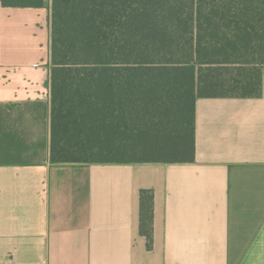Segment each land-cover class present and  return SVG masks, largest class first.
<instances>
[{
  "label": "crops",
  "instance_id": "obj_1",
  "mask_svg": "<svg viewBox=\"0 0 264 264\" xmlns=\"http://www.w3.org/2000/svg\"><path fill=\"white\" fill-rule=\"evenodd\" d=\"M261 72L259 96L196 98L193 161L51 162V0L0 1V264H264Z\"/></svg>",
  "mask_w": 264,
  "mask_h": 264
},
{
  "label": "trees",
  "instance_id": "obj_2",
  "mask_svg": "<svg viewBox=\"0 0 264 264\" xmlns=\"http://www.w3.org/2000/svg\"><path fill=\"white\" fill-rule=\"evenodd\" d=\"M263 64L264 0H51L50 160L193 161L196 98L259 96Z\"/></svg>",
  "mask_w": 264,
  "mask_h": 264
},
{
  "label": "rangeland",
  "instance_id": "obj_3",
  "mask_svg": "<svg viewBox=\"0 0 264 264\" xmlns=\"http://www.w3.org/2000/svg\"><path fill=\"white\" fill-rule=\"evenodd\" d=\"M104 155V153L102 154ZM109 157H119V158H129V159H134V158H137V157H142L144 156V153L136 148V149H131L129 150V148H124L122 151H120V153H112V152H109L107 154ZM148 155V154H146Z\"/></svg>",
  "mask_w": 264,
  "mask_h": 264
}]
</instances>
